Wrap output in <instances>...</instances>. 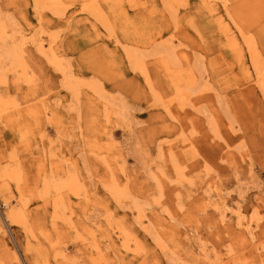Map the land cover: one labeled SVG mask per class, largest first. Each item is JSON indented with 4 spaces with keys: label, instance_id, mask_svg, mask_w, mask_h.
<instances>
[{
    "label": "rangeland",
    "instance_id": "1",
    "mask_svg": "<svg viewBox=\"0 0 264 264\" xmlns=\"http://www.w3.org/2000/svg\"><path fill=\"white\" fill-rule=\"evenodd\" d=\"M0 264H264V0H0Z\"/></svg>",
    "mask_w": 264,
    "mask_h": 264
}]
</instances>
